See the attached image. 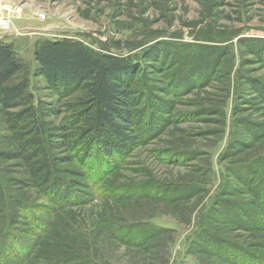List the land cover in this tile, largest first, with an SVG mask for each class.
Returning a JSON list of instances; mask_svg holds the SVG:
<instances>
[{
	"label": "rangeland",
	"instance_id": "rangeland-1",
	"mask_svg": "<svg viewBox=\"0 0 264 264\" xmlns=\"http://www.w3.org/2000/svg\"><path fill=\"white\" fill-rule=\"evenodd\" d=\"M1 18L0 40L14 44L29 72L45 41L76 42L128 62L156 44L170 51L203 44L227 51L213 77L194 88L171 87L167 70L146 72L151 85L169 91L159 96L173 106L171 115L112 169L88 174L64 166L77 175L71 178L80 195L74 206L61 208L59 196L49 200L19 185L27 179L24 169L0 158V183L29 208L30 220L42 224L35 230L27 222L16 235L7 229L0 236L5 264H60L75 257L90 264H227L201 252L207 247L197 235L208 231L264 259V230L249 234L211 218L222 199L253 212L254 186L264 192V104L253 84L264 88V66L243 46L264 40V0H0ZM29 78L58 112L50 120L55 126L84 95L52 98L41 79ZM12 150L0 108V152ZM178 188L196 196L170 202ZM168 191L173 194H163ZM133 227L154 235L141 245L126 244L120 234Z\"/></svg>",
	"mask_w": 264,
	"mask_h": 264
},
{
	"label": "trees",
	"instance_id": "trees-1",
	"mask_svg": "<svg viewBox=\"0 0 264 264\" xmlns=\"http://www.w3.org/2000/svg\"><path fill=\"white\" fill-rule=\"evenodd\" d=\"M243 46L264 66L263 39L245 41ZM225 56L226 49L215 45L170 51L156 44L139 61L128 62L97 55L76 42L57 40L42 42L35 49V66L29 72L14 44L0 40V108L13 146L10 152H0V158L17 161L24 169L27 179L19 180V185L33 188L49 200L59 196L61 208L74 206L80 195L71 178L77 175L64 166L74 165L88 174L112 169L160 128L164 116L171 115L173 106L159 96L169 91L151 85L146 77L149 69L169 71L171 87L194 88L213 77ZM30 73L33 80L44 82L52 98L62 100L83 92L58 125L50 121L58 112L37 94L38 83L32 86ZM253 84L264 104V88L257 81ZM260 186L253 188L257 210L222 199L215 202L212 223L249 234L263 231L264 192ZM5 189L0 183V236L7 229H12V236L27 222L41 230L39 220H30L29 208ZM192 191L178 188L175 198L169 200L191 199L196 196ZM130 229L120 234L126 244L141 245L154 235H148L146 228ZM197 240L207 247L201 252L223 263L264 264L259 254L212 231L197 235ZM0 264L5 259L0 258ZM60 264L90 263L75 257Z\"/></svg>",
	"mask_w": 264,
	"mask_h": 264
},
{
	"label": "built area",
	"instance_id": "built-area-1",
	"mask_svg": "<svg viewBox=\"0 0 264 264\" xmlns=\"http://www.w3.org/2000/svg\"><path fill=\"white\" fill-rule=\"evenodd\" d=\"M39 18H40V19H44V15H40ZM4 25H6V22H4V21L2 20V18H1V19H0V28L2 29ZM6 32H7V33H12V32H10L9 29H7ZM7 33H6V34H7Z\"/></svg>",
	"mask_w": 264,
	"mask_h": 264
}]
</instances>
